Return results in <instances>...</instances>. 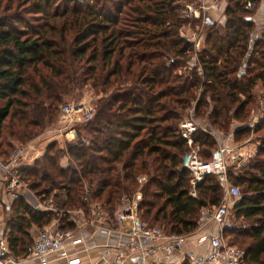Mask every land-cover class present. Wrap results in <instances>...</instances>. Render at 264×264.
Returning <instances> with one entry per match:
<instances>
[{
    "label": "trees",
    "instance_id": "trees-1",
    "mask_svg": "<svg viewBox=\"0 0 264 264\" xmlns=\"http://www.w3.org/2000/svg\"><path fill=\"white\" fill-rule=\"evenodd\" d=\"M184 1L61 0L52 6L50 0H0V160L53 125L66 99L78 100L85 90L97 98L94 117L84 133L75 131V142L64 149L51 143L32 166L21 167L25 188L40 202L53 197L64 213L39 212L18 199L6 238L14 259L33 245V226L60 219L65 230L74 229L66 211L89 214L96 205L112 226L120 199L138 189L142 176L139 218L166 235L195 233L202 211L220 205L223 187L215 176H205L190 195V173L182 168L188 146L178 123L192 108L196 118L225 132L231 120L247 117L253 89L264 83V35L251 51L255 11L245 9L247 0H227L224 33L209 30L197 65L184 77L179 69L192 54L179 37L187 22L179 17ZM21 11L34 14L31 23ZM262 129L264 123L254 132ZM249 132L235 130V140ZM194 146L208 161L216 143L198 132ZM253 161L243 174H228L244 188L232 209L248 225H226L223 235L244 251V264H264V142Z\"/></svg>",
    "mask_w": 264,
    "mask_h": 264
},
{
    "label": "built area",
    "instance_id": "built-area-1",
    "mask_svg": "<svg viewBox=\"0 0 264 264\" xmlns=\"http://www.w3.org/2000/svg\"><path fill=\"white\" fill-rule=\"evenodd\" d=\"M256 2V0H247L245 9L253 10ZM226 3L227 0H194V2L185 5L181 13L186 19H200L202 26H214L217 21L210 16V11H220L222 15L226 9ZM179 37L186 43L197 40L195 34L188 35L179 32ZM193 113L192 108L189 119L179 125V135L186 141L188 146V152L182 160V168L190 173V195L192 197L196 196L195 187L205 176H215L223 187V197L220 205L214 207L212 214L207 217L217 227V230L216 232H208L199 238L200 241H206L209 244V255L196 256L185 251L188 239L192 234L166 235L161 228L148 227L141 221L139 209L143 199L142 188L147 182V178L142 176L137 180L138 189L131 195L123 196L114 213V224L118 227L123 226L128 242L123 247L107 250L102 256V264H130V262L132 264H244V251L230 245L223 235L225 220L229 211L240 199V189L231 184L228 174L229 171L243 174L244 167L250 159L257 155L259 147L257 145H247L248 141L240 143L237 147H231L228 141L232 137L231 134L229 137L224 138L225 143L228 144L221 145L212 152L208 161H203L200 157V149L194 146V135L198 132L209 135L211 133L208 128L197 123ZM93 117L94 110L89 104L75 105L67 103L61 106L59 113L60 123L67 126L78 122L91 121ZM249 127L252 128L251 125ZM243 128H246V126L244 125ZM65 129L64 136L66 140H74V131ZM69 136H71L70 139ZM29 153L25 148H18L10 155L7 162L0 160V172L5 177L9 191L23 188L20 169L29 162ZM13 196L15 197V195ZM33 208L39 212L56 215L64 213L56 208L53 197L46 201L37 202ZM66 214L69 215L68 223H72L74 229L65 230L63 228L64 223L60 219L53 220L50 225L44 227L37 234L33 245L28 249L27 255L20 260L12 257L8 240L6 238L0 239V264H19L20 262L50 264L52 260H63L67 264H80L79 259L71 258L70 254V248L84 243L83 238L77 236V229L91 228L95 233L105 236H109L114 231L113 228L102 225L101 220L104 214H102V209L99 206L89 205V219H87L85 212L80 209L66 211ZM201 227L200 225L196 232L201 230Z\"/></svg>",
    "mask_w": 264,
    "mask_h": 264
},
{
    "label": "rangeland",
    "instance_id": "rangeland-1",
    "mask_svg": "<svg viewBox=\"0 0 264 264\" xmlns=\"http://www.w3.org/2000/svg\"><path fill=\"white\" fill-rule=\"evenodd\" d=\"M59 1H61V0H50V3L53 6V5L59 4L60 3ZM82 2H83V0H82ZM192 2H194V0L184 1V2L180 3V8H179V17L183 20H187V22L179 29V32L180 33H186L188 35L189 34H195V36L197 37L196 41L191 42V43H187L188 45H190V50L188 51V54L190 53V51H192V54L190 55L191 58H189V63H188L189 66H188V64H184L183 60L177 59L178 61L183 62L182 66L179 69V73L181 75H183L184 77L188 76L189 73L191 72L192 67L194 68L197 65L198 54H195V53H200L201 51H203L205 49L206 37L209 33V30L218 28V29H220L219 33L223 34L224 32H223L222 28H223V25L225 24L224 13L222 14L223 21L221 22V17L219 15L218 18H215V20L217 22L214 26H202V22L200 21V19H195V18L186 19V18H184V16L181 13V10L185 5H187L188 3H192ZM15 4H16V0H15L13 5H15ZM226 6H227V3H226ZM253 11H255V13H254V16L252 18L255 21L257 33L250 40L249 49L251 48L250 49L251 51H253L252 48L254 47L255 43L261 39L262 35H264V0H258L256 2V5H255ZM21 12H20L19 16H26V18H25L26 23L29 21L31 23L32 19H33L32 17L34 16V14L27 15L24 12H22V13ZM13 14H14V8L12 11H10L8 13V15H10L12 17ZM0 16H1V14H0ZM173 60L176 61L175 58H172V59L168 60V64H170L171 61L173 63ZM252 93H253L254 99H253L252 103L248 107H246L247 117L241 121H232L231 120L230 125L228 127V130L226 132L222 131V130H218L217 128L211 127V125L209 123L205 122V120H201L199 118H196L194 116L195 114L193 113V117L197 121V123L200 124L201 126H205L206 128H208V130L211 133V136L215 140L216 146L212 152H214L216 149H218L221 145L228 144V143H225L224 138L226 136L229 137L231 134H232V137H230L228 140L229 146H231V147H234V146L237 147L240 145V143H243L246 141H248L247 145H255V146L257 145L258 147H260L262 145V142H264V129H262L258 133L257 132L255 133L254 131L258 127V125H260L261 123H264V83L258 82L256 84V86L254 87ZM96 100H97V98L91 92H89L88 90H85V91H83L82 95L79 97L78 100L66 99L64 101L63 105L67 104V103L75 104V105L89 104L93 107V104L96 102ZM190 112H191V110H187L184 112V114H182L181 119L178 123V131H179V125L182 122L189 119ZM256 121H257V123L255 124ZM85 124H87V123L86 122H78L76 124H72L71 126H67L66 124L60 123L59 116H58L55 123L51 126H47L41 135L36 137L34 140L23 143L21 145L16 144L14 149L16 150L18 148H25L28 151V153L30 151H32L29 153V155H30L29 156V162L27 163V165L32 166L36 160L40 159L43 156V154L45 153V147L47 145H50L51 143L57 142L58 147H62L64 149V147H66V145L68 143L75 142L76 141V132L75 131L79 130V131L83 132L82 129H83ZM244 125L246 126V128H243ZM250 125L252 126V128L249 127ZM65 128H67V131L70 129L74 131V140H72V141L66 140V138L64 136L65 135L64 132L66 130ZM235 129L238 131H242V132L250 130V132H249V135L246 137H243L244 135L241 134L242 138L237 141V140H235V136L233 135L235 132L234 131ZM70 138H71V136H69V139ZM31 146H33L34 149L31 148ZM33 150H34V152H33ZM33 157H34V161H32ZM255 157L256 156H254L252 159H250L248 161V163L246 164V166L243 169V172H246V170L249 168L248 167L249 164L251 165V163L252 164L255 163V161H253L255 159ZM67 163L68 162L66 159L62 160L63 166H66ZM239 189H240V199H241L242 196L244 195L243 194L244 188L240 187ZM21 192H24L26 196H29L31 198L33 205L35 202H39V200L34 196V194H32V192L29 191L24 186H23V188L19 189V194ZM34 199H35V201H34ZM55 204H56L55 205L56 208L59 209L57 207V201L55 202ZM232 208H233V206H232ZM232 208L230 209L229 214L225 220L226 221L225 226L233 224L236 227L237 226L238 227H247L248 224L246 223V221H244L243 219L237 220L235 218L234 210ZM212 211H213V208H210L207 210L205 209L204 211H202L201 221L205 220V219H209L207 217H209L212 214ZM102 214H104L103 209H102ZM85 215L87 216V219L90 218V216L87 213H85ZM101 221L104 222L105 218L102 217ZM226 241H228V240L226 239ZM236 247H238V246H236Z\"/></svg>",
    "mask_w": 264,
    "mask_h": 264
},
{
    "label": "crops",
    "instance_id": "crops-1",
    "mask_svg": "<svg viewBox=\"0 0 264 264\" xmlns=\"http://www.w3.org/2000/svg\"><path fill=\"white\" fill-rule=\"evenodd\" d=\"M219 15L222 22L223 17L220 11H210V16L214 19L218 18ZM13 195H15V197ZM29 198L30 197L26 196L24 192L19 194V190L14 189L9 191L7 189L5 177L3 173L0 172V239L7 238L10 233L11 223H13V217L15 216V203L18 199H22L31 208L37 204V202H35L33 205L31 198ZM102 225L113 228L114 231L112 234L105 236L100 233H95L91 228L85 227L77 229L76 234L78 237L80 236L83 238L84 243L70 248L71 258L79 259L80 264H102V256L107 250L123 247L127 244L128 237L123 226L118 227L114 223L112 226H109L105 224V221L102 222ZM200 225L202 226L201 230L189 237L185 251L191 252L196 256H207L210 253V246L206 241H200L199 238L206 235L208 232H216L217 227L208 219L202 220ZM41 230L42 229L33 226L28 232L33 241ZM19 264L29 263L20 262ZM50 264H67V262L63 260H52ZM130 264H132V262H130Z\"/></svg>",
    "mask_w": 264,
    "mask_h": 264
}]
</instances>
